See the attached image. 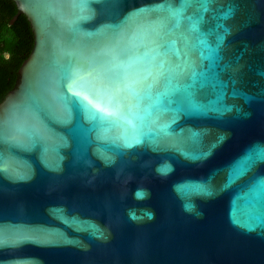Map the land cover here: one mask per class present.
I'll return each mask as SVG.
<instances>
[{"label": "water", "instance_id": "water-1", "mask_svg": "<svg viewBox=\"0 0 264 264\" xmlns=\"http://www.w3.org/2000/svg\"><path fill=\"white\" fill-rule=\"evenodd\" d=\"M11 1L0 264H264V0Z\"/></svg>", "mask_w": 264, "mask_h": 264}, {"label": "trees", "instance_id": "trees-1", "mask_svg": "<svg viewBox=\"0 0 264 264\" xmlns=\"http://www.w3.org/2000/svg\"><path fill=\"white\" fill-rule=\"evenodd\" d=\"M18 6L0 0V104L16 88L19 72L35 45L32 26L25 15L17 20Z\"/></svg>", "mask_w": 264, "mask_h": 264}, {"label": "snow or ice", "instance_id": "snow-or-ice-1", "mask_svg": "<svg viewBox=\"0 0 264 264\" xmlns=\"http://www.w3.org/2000/svg\"><path fill=\"white\" fill-rule=\"evenodd\" d=\"M260 160H261L262 162H264V153L261 154V156H260Z\"/></svg>", "mask_w": 264, "mask_h": 264}]
</instances>
